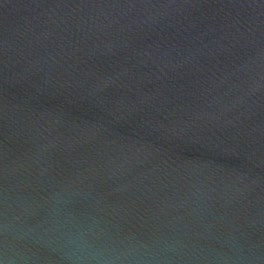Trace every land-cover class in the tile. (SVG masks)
I'll use <instances>...</instances> for the list:
<instances>
[{
  "label": "water",
  "instance_id": "water-1",
  "mask_svg": "<svg viewBox=\"0 0 264 264\" xmlns=\"http://www.w3.org/2000/svg\"><path fill=\"white\" fill-rule=\"evenodd\" d=\"M0 264H264V0H0Z\"/></svg>",
  "mask_w": 264,
  "mask_h": 264
}]
</instances>
